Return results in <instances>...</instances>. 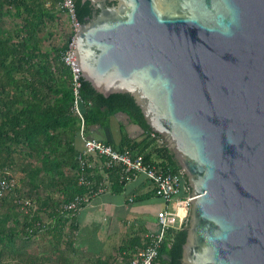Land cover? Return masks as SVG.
Segmentation results:
<instances>
[{"label": "water", "instance_id": "1", "mask_svg": "<svg viewBox=\"0 0 264 264\" xmlns=\"http://www.w3.org/2000/svg\"><path fill=\"white\" fill-rule=\"evenodd\" d=\"M81 1L83 78L134 98L191 188L181 264H264V0Z\"/></svg>", "mask_w": 264, "mask_h": 264}, {"label": "trees", "instance_id": "2", "mask_svg": "<svg viewBox=\"0 0 264 264\" xmlns=\"http://www.w3.org/2000/svg\"><path fill=\"white\" fill-rule=\"evenodd\" d=\"M62 1L0 0V13L7 7L25 13L24 25L18 32L21 39L16 42L12 37L0 38V109L3 113L0 119V153L6 152L11 157L12 148L17 145L30 158L40 159L42 171L53 189L44 190L45 197L38 193L35 201L37 210L28 214L25 233L32 236L46 232L57 245L64 244L65 229L79 215V210L88 207L87 203H81L78 210L68 212L63 210L64 204L70 203L78 195H87L93 189L97 191V187L104 180L102 172L108 175L112 194H124L129 184L121 165H112L102 172L99 166L86 168L88 184H79L76 172L80 170L82 151L77 148L76 138L80 136V124L71 110L74 102L71 69L63 61V55L69 49L73 35L70 34L64 43L51 52L42 50L37 37L41 27L59 17L60 12L56 11V7ZM74 1L76 17L83 24L92 16L94 9L90 2ZM47 3H50L51 8ZM20 74L21 78L18 77ZM82 83L86 137L94 138L95 134H101L103 138L100 140L120 152L143 156L146 162L158 164L167 170L181 169L167 144L161 145L158 137H152L153 131L131 95L114 94L105 97L84 78ZM120 115L127 116L130 122L140 126L145 132L144 137L133 141L123 136L119 145L109 140L112 120ZM29 175L35 180L38 171L33 174L31 170ZM0 176L7 175L2 173ZM34 180L31 182L32 186L38 189L39 186ZM98 196L100 195L91 196V202ZM152 196L154 194L148 192L138 199L149 200ZM44 212L53 219L49 226L44 223ZM187 224L181 230L170 229L167 232L159 248L157 264H181L188 233ZM6 239H9L6 247L11 246L14 241L0 231V243ZM67 239L66 244L72 247L74 242ZM5 252L6 248L0 250V259ZM34 260L32 259V263L36 264Z\"/></svg>", "mask_w": 264, "mask_h": 264}, {"label": "rangeland", "instance_id": "3", "mask_svg": "<svg viewBox=\"0 0 264 264\" xmlns=\"http://www.w3.org/2000/svg\"><path fill=\"white\" fill-rule=\"evenodd\" d=\"M47 6L51 8L50 3H47ZM56 11L62 13L60 17L48 21L37 33L44 52H51L64 43L70 34H74L71 17L63 12L59 4ZM24 14L9 7L0 13V38L12 37L18 42L21 39L18 32L24 25ZM18 77L21 78L22 75ZM2 116L0 109V119ZM94 138L103 137L101 134H95ZM81 141L83 142L82 139ZM76 145L81 146L79 141ZM12 150L11 157L6 152L0 153V174L5 173L14 182L13 189L0 204V231L14 241L9 247H6L9 239L0 243V250L6 248L5 255L1 258L4 264H33L32 259L36 260V264H131L132 256L144 252L149 246L152 235L158 228L155 215L147 208L142 209L139 216L137 211L142 203L152 205L159 198L152 196L146 202L135 199V202L131 203L128 200L130 196L120 194L116 198L118 195L114 196L116 194L110 191L92 199L91 204L80 211L76 219L66 227L63 245H57L46 232L32 236L25 233L28 209H23L18 200L32 197L37 208L35 201L38 193L45 197L44 190L51 191L53 187L42 171L40 159L30 158L25 150L17 145ZM31 170L33 174L38 171L35 180L29 175ZM65 170L68 171L67 168ZM32 180L39 186L38 189L33 188ZM108 194L114 196L112 205L97 204L94 209L93 202ZM183 196L184 192L180 194V197ZM118 207L121 209L119 212L116 209ZM157 211L158 208L155 213ZM42 217L46 226L53 221L46 212L42 213ZM67 238L74 242L72 247L66 244Z\"/></svg>", "mask_w": 264, "mask_h": 264}, {"label": "built area", "instance_id": "4", "mask_svg": "<svg viewBox=\"0 0 264 264\" xmlns=\"http://www.w3.org/2000/svg\"><path fill=\"white\" fill-rule=\"evenodd\" d=\"M60 8L71 17L74 34L69 49L63 55L64 63L71 69L72 88L74 92V102L72 113L79 120L80 137L84 142V148L80 157V170L76 172L80 185H87L86 168H96L102 171L112 165H121L127 180L130 182L143 180L146 184L147 192L153 193L155 197L163 201V205L155 214L157 230L152 235L149 246L144 252L132 256L131 264H157L159 259V248L163 243L167 232L170 229L181 230L189 221L192 205L191 188L187 185V179L183 169L172 171L167 170L158 164L146 162L143 156H133L130 152H120L113 146L96 138H89L85 135V116L82 110L83 99L81 96L83 75L79 69L75 54L77 31L80 28L79 20L76 17L75 6L72 0H63L59 4ZM152 137H158L159 144H166L163 138L155 132ZM103 182L85 196H77L70 203L63 206L64 211H76L81 203L91 204V196L105 194L110 191L111 185L108 175L105 172ZM14 187V182L8 176H0V204L7 198ZM184 192V196L180 194ZM18 204L23 209H28L27 213L36 211L33 201L30 198L19 199ZM80 209L79 211H82ZM188 225V224H187ZM0 264H4L0 259Z\"/></svg>", "mask_w": 264, "mask_h": 264}, {"label": "crops", "instance_id": "5", "mask_svg": "<svg viewBox=\"0 0 264 264\" xmlns=\"http://www.w3.org/2000/svg\"><path fill=\"white\" fill-rule=\"evenodd\" d=\"M61 14L62 13H58V16L60 17ZM108 135H109V138H108L109 140L114 142L115 145H119L123 136H127L128 138L132 139L133 141H138L144 137L145 132L140 126L130 122V120L127 118V116L120 115V116H118L112 120L111 130L109 131ZM81 139L82 138L80 136H78L76 138V142L79 141L81 144V146H77V148L80 151L83 150V146H84L83 145L84 142H82ZM147 193L148 192L146 190L145 182H143V180H140V181L130 182L127 185L126 192L123 195L130 196L128 198V200L131 203H134L135 199H138ZM114 196H117V195H114ZM114 196H111V194H108L106 196L99 197L98 199H96L93 202L94 203L93 208L95 209L97 204L101 205L102 203L112 205L111 202L114 200V199H112V197H114ZM119 196L120 195H118L116 198H118ZM138 200H139V202H146V200H143V201H140V199H138ZM162 205H163V201L161 199L155 201V203L152 205H150V204L146 205L145 203L144 204L142 203L138 207L137 214L139 216V214L141 213V210L144 208H147L149 211H151V214L155 215L156 214L155 213L156 208H158V210H159V208ZM110 208H113V206H110ZM118 208H116L117 212H119L118 210L121 211L120 207H118Z\"/></svg>", "mask_w": 264, "mask_h": 264}]
</instances>
